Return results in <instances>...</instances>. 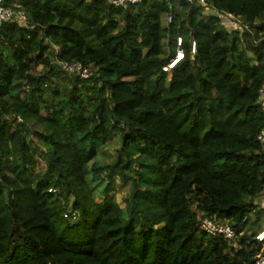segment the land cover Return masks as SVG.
Wrapping results in <instances>:
<instances>
[{"label":"trees","instance_id":"trees-1","mask_svg":"<svg viewBox=\"0 0 264 264\" xmlns=\"http://www.w3.org/2000/svg\"><path fill=\"white\" fill-rule=\"evenodd\" d=\"M205 1H17L27 25L0 24V264H253L264 254L254 238L264 0ZM177 36L184 56L164 71ZM76 62L91 75L61 65ZM204 217L242 232L237 246L201 229Z\"/></svg>","mask_w":264,"mask_h":264},{"label":"built area","instance_id":"built-area-1","mask_svg":"<svg viewBox=\"0 0 264 264\" xmlns=\"http://www.w3.org/2000/svg\"><path fill=\"white\" fill-rule=\"evenodd\" d=\"M17 1L18 0H0V24L2 22L16 20L21 26L27 25V17L25 12L22 9H15L17 5ZM105 1L106 3L114 7L126 9L130 4L138 3L141 0H105ZM166 1H172V0H166ZM177 1H187L190 3L197 2L198 4L206 7L205 0H177ZM218 15L227 29L229 26H235L240 28V31H242L243 27L240 20L235 19L229 13H218ZM171 20H172V16L168 15L167 21L171 22ZM244 27L246 28L247 26L245 25ZM181 43H182L181 37L177 36L175 54L170 59V61L162 67V70L169 71L177 62H179L183 58L184 51L180 48ZM195 52H196V43L195 41H192L191 54H195ZM61 65L64 68V70H66L67 72L69 73L78 72L82 77H88L92 73L89 68H83L81 64L78 62L73 64L62 63ZM258 103L261 107L262 112L264 113V84H262L258 90ZM257 140L264 149V126L258 133ZM258 205L260 206V209L264 211V196H262V200ZM69 213H65L64 216L69 219L75 220L77 217L76 213L75 212H72L71 214ZM200 227L210 235L223 236L225 239H227V241H229L233 245V247L237 246L236 240L242 234V232H240L237 235L235 231L228 224L224 222L214 221L208 217H204L200 220ZM254 238L257 242H260L264 247V228L262 230H259ZM253 264H264V254L256 256Z\"/></svg>","mask_w":264,"mask_h":264},{"label":"rangeland","instance_id":"rangeland-1","mask_svg":"<svg viewBox=\"0 0 264 264\" xmlns=\"http://www.w3.org/2000/svg\"><path fill=\"white\" fill-rule=\"evenodd\" d=\"M166 23V22H165ZM228 30H233V31H240V28H238V27H235V26H229L228 27ZM241 32V31H240ZM166 48H167V46H166ZM38 70H40L41 69V67H38L37 68ZM114 155V150H109V151H107V156H109V158H112V156ZM100 161H105V162H107L108 161V159H100ZM116 187H117V192H116V199H117V201H118V203H119V205L121 206V207H123L124 206V203H123V201H122V197L125 195V193L127 192V190H128V186L127 185H123V184H121L120 183V181H116ZM258 202V204L260 203L259 201H257ZM259 208H260V206H258ZM251 218L249 219V222H251V221H253L256 217L255 216H253V215H251L250 216ZM71 221V220H70ZM259 230H262L263 228H264V211H262L261 212V216L259 217ZM81 237V234H76V232H74L73 234H70L69 235V238L70 239H76V238H80Z\"/></svg>","mask_w":264,"mask_h":264},{"label":"crops","instance_id":"crops-1","mask_svg":"<svg viewBox=\"0 0 264 264\" xmlns=\"http://www.w3.org/2000/svg\"><path fill=\"white\" fill-rule=\"evenodd\" d=\"M262 196H264V192L258 197L257 201H261L262 200Z\"/></svg>","mask_w":264,"mask_h":264}]
</instances>
